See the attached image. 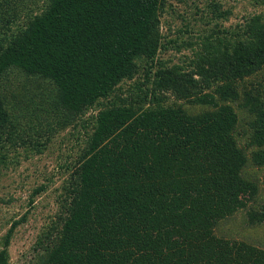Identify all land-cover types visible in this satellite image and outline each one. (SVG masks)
<instances>
[{
	"label": "trees",
	"instance_id": "16d2710c",
	"mask_svg": "<svg viewBox=\"0 0 264 264\" xmlns=\"http://www.w3.org/2000/svg\"><path fill=\"white\" fill-rule=\"evenodd\" d=\"M42 1L18 30L0 20V83L13 70L42 75L60 102L21 125L0 94V168L43 155L69 128L79 146L59 156L65 178L38 239L41 264H264V249L217 234L264 187V15L233 32L221 26L231 10L212 4L223 22L182 44L189 65L168 66L155 57L169 49L160 15L170 0ZM248 217L263 224L264 206ZM26 219L12 221L0 264Z\"/></svg>",
	"mask_w": 264,
	"mask_h": 264
},
{
	"label": "rangeland",
	"instance_id": "374dc122",
	"mask_svg": "<svg viewBox=\"0 0 264 264\" xmlns=\"http://www.w3.org/2000/svg\"><path fill=\"white\" fill-rule=\"evenodd\" d=\"M0 0V20L13 17L12 31L21 28L31 17L41 13L45 4L42 0H9L8 6ZM7 1V0H6ZM220 2L221 11L231 10L232 14L223 25L224 28L236 31L235 27L242 24L246 17L264 15V0H170V4L160 15V31L163 34V44L168 50L159 51L156 55L162 63L168 66H187L194 56L193 49L186 45L196 43L201 34L212 33L216 23L222 20L213 15L212 4ZM2 24L0 23V29ZM175 46H183L181 51ZM145 58L137 61L139 68H145ZM150 63V62H149ZM156 69H154L155 71ZM124 79L121 86L126 90L135 83ZM143 81V80H142ZM0 94L4 96L7 111L12 119L25 124L33 119L37 113L46 114L60 105L58 88L54 82L42 75L27 74L22 70H13L3 83H0ZM128 93L125 92V95ZM169 97V96H168ZM168 98L166 105L173 103ZM170 102V103H169ZM192 110V109H191ZM190 110V112H191ZM59 111L56 116H59ZM60 134L56 144L43 155L32 160H22L20 165L16 162L0 168V249L13 220L21 219L27 213L26 221L20 225L12 238L9 247V264H41L36 251L40 233L56 216L59 210L58 199L62 194L63 178L56 172L57 165L61 163L59 156L68 153L74 145L73 138L68 137V131ZM66 136V137H65ZM68 138L66 142H61ZM61 142V143H60ZM82 146V145H81ZM59 158V159H58ZM249 174L252 177L253 170ZM259 183L264 181V169L259 171ZM52 180V184L48 183ZM48 183L50 186L30 203V196L35 188ZM264 206V187L261 184L258 195L249 206L224 221L221 225L223 232L217 234L226 239H237L249 242L258 248L264 249V223L251 224L248 212L251 209H260Z\"/></svg>",
	"mask_w": 264,
	"mask_h": 264
}]
</instances>
